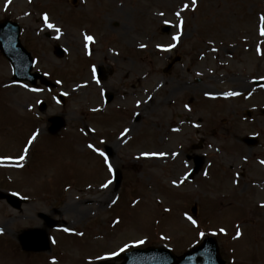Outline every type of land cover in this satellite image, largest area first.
Wrapping results in <instances>:
<instances>
[{
    "label": "rangeland",
    "instance_id": "obj_1",
    "mask_svg": "<svg viewBox=\"0 0 264 264\" xmlns=\"http://www.w3.org/2000/svg\"><path fill=\"white\" fill-rule=\"evenodd\" d=\"M261 16L264 0H197L195 8L191 0H0V19L19 23L34 70L56 83L39 91L14 83L0 53V156L14 159L0 166V190L25 199L19 210L0 200V253L11 257L0 264H95L136 245L178 255L208 235L226 264H264V85L252 84L264 78ZM106 90L114 95L108 105ZM52 115L65 120L55 135L46 131ZM248 134L259 138L256 147L239 141ZM97 137L111 147L118 190L101 187L105 158L88 150ZM186 154L205 158L190 180ZM38 212L55 226L45 228ZM27 228L45 229L50 250L20 253Z\"/></svg>",
    "mask_w": 264,
    "mask_h": 264
},
{
    "label": "water",
    "instance_id": "obj_2",
    "mask_svg": "<svg viewBox=\"0 0 264 264\" xmlns=\"http://www.w3.org/2000/svg\"><path fill=\"white\" fill-rule=\"evenodd\" d=\"M19 28L16 24L4 21L0 23V49L10 60L14 68V76L17 80H29L34 83L36 78H40L45 84L48 82L39 74H31L30 54L20 45L18 40ZM55 54L61 55L62 51L56 47ZM108 95V99H110ZM43 107V104H42ZM50 132L57 131L63 125V120L55 116L50 119ZM247 143H254V138L244 139ZM200 162H197L193 172L198 169ZM7 200L15 206H18L19 200L12 196H6ZM46 218V216L44 215ZM47 219V218H46ZM48 225L53 222L48 221ZM23 247L27 249L47 248L45 234L37 230H27L19 238ZM122 264H224L221 259L217 245L213 238L205 239L200 245L185 252L179 257H175L167 249L149 248L145 250H136L126 254L125 261Z\"/></svg>",
    "mask_w": 264,
    "mask_h": 264
},
{
    "label": "snow or ice",
    "instance_id": "obj_3",
    "mask_svg": "<svg viewBox=\"0 0 264 264\" xmlns=\"http://www.w3.org/2000/svg\"><path fill=\"white\" fill-rule=\"evenodd\" d=\"M8 2L10 3L11 0H8ZM191 4H192V7L195 8V7L197 6V0H191ZM188 7H189L188 4H184V5H183V8H184V9H187ZM161 15H163V14L161 13ZM180 15H181V13H180L179 11L176 12V16H177V17H180ZM43 20H44V22L46 23V25H47L48 28H53V27H54V25H52L51 23H48V16H47V14H44V16H43ZM260 20H261L260 35H261V36H264V16H261ZM180 26H181V27L183 26V20L180 21ZM55 31H56L57 33H59V32H60V29H59V28H56ZM172 39H173V40H178V39H179V35H177V36H173ZM85 40H87V41H92V40H93V37H91V36H85ZM174 46H175V45H169L168 48H164L163 50H168L169 48L174 47ZM140 47H144V45H140ZM158 47H161V46L158 45ZM262 79H264V78H262ZM58 83H59V82H58ZM33 91H39V89H33ZM238 94H239V93H236V92H229V93H226L225 95L235 96V95H238ZM186 107H187V105H186ZM128 131H129L128 129H125V132H124V133H121V135H124V134L127 133ZM36 136H37V134H36V133H33L32 137H31V139L28 141V143L31 144L32 141H34V140L36 139ZM88 147H89V148H93V145L89 144ZM24 151H25V154H26L27 151H28V149L25 148ZM97 151H99V150L97 149ZM99 154H100L101 156H104V157H105V162L107 163V157L105 156V153L102 152V151H100ZM142 155H144V156H148V155H152V156H157V155H159V156H163V155H165V153H162V152H161V153H143ZM24 158H25L24 155H21V156L19 157L20 160H23ZM262 163H264V161H262ZM108 167H109V171H111V170H112V166H111V164H109ZM110 183H111V181H108V183L102 185V187H105V188H106V187L108 186V184H110ZM173 183H176V182L173 181ZM262 206H264V205H262ZM188 219L191 220L193 224L196 223V221H195L194 219H192V217H188ZM65 231H69V229H65ZM220 231H221V232H224L225 230H224V229H221ZM0 232H2V229H0ZM240 235H241V232H240L239 229L237 228V230H236V237H239ZM139 243H143V241H139ZM113 255H114V254H113Z\"/></svg>",
    "mask_w": 264,
    "mask_h": 264
},
{
    "label": "bare ground",
    "instance_id": "obj_4",
    "mask_svg": "<svg viewBox=\"0 0 264 264\" xmlns=\"http://www.w3.org/2000/svg\"><path fill=\"white\" fill-rule=\"evenodd\" d=\"M0 225H2V224H0ZM0 228L2 229V230H4L5 229V226L3 225V226H0ZM1 264H5V263H1Z\"/></svg>",
    "mask_w": 264,
    "mask_h": 264
}]
</instances>
